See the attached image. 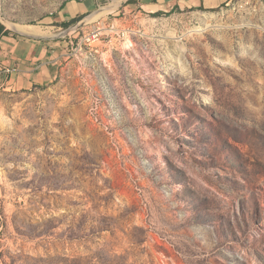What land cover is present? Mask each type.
I'll use <instances>...</instances> for the list:
<instances>
[{
	"label": "rangeland",
	"instance_id": "obj_1",
	"mask_svg": "<svg viewBox=\"0 0 264 264\" xmlns=\"http://www.w3.org/2000/svg\"><path fill=\"white\" fill-rule=\"evenodd\" d=\"M120 1L0 14L53 35ZM99 13L56 79L0 88V264H264V0Z\"/></svg>",
	"mask_w": 264,
	"mask_h": 264
},
{
	"label": "crops",
	"instance_id": "obj_2",
	"mask_svg": "<svg viewBox=\"0 0 264 264\" xmlns=\"http://www.w3.org/2000/svg\"><path fill=\"white\" fill-rule=\"evenodd\" d=\"M225 0H137L142 10L157 13L174 8H211ZM70 7V6H69ZM76 15L81 3H77ZM71 11V10H70ZM58 40H39L10 32L0 38V88L22 91L49 84L58 77L67 49Z\"/></svg>",
	"mask_w": 264,
	"mask_h": 264
},
{
	"label": "water",
	"instance_id": "obj_3",
	"mask_svg": "<svg viewBox=\"0 0 264 264\" xmlns=\"http://www.w3.org/2000/svg\"><path fill=\"white\" fill-rule=\"evenodd\" d=\"M129 1L130 0H121L117 4L106 6V7H112L114 9L117 6H124V5L128 4ZM92 16H93V14H90L89 16H87V18L85 20L78 21V22L70 25L65 30H63L61 32H58L56 34H53V35L33 34V33L24 32V31L18 30L14 26L15 23H13L10 20L6 19L1 14H0V21L2 23H4V24H7L8 26H10L11 28L15 29L16 31H18L21 35H24V36L29 37V38L39 39V40H58V39H62V38H65V37L69 36L73 31L81 28L86 22H88L91 19Z\"/></svg>",
	"mask_w": 264,
	"mask_h": 264
},
{
	"label": "built area",
	"instance_id": "obj_4",
	"mask_svg": "<svg viewBox=\"0 0 264 264\" xmlns=\"http://www.w3.org/2000/svg\"><path fill=\"white\" fill-rule=\"evenodd\" d=\"M102 40V30L100 27L94 28L92 31L85 33L82 38V43L89 47L90 50L98 51V44L96 42H101Z\"/></svg>",
	"mask_w": 264,
	"mask_h": 264
},
{
	"label": "bare ground",
	"instance_id": "obj_5",
	"mask_svg": "<svg viewBox=\"0 0 264 264\" xmlns=\"http://www.w3.org/2000/svg\"><path fill=\"white\" fill-rule=\"evenodd\" d=\"M105 9H113L112 7H104L102 10H100V11H103V10H105ZM99 11V12H100ZM99 12H97V13H95V14H93V16L91 17V18H94L95 16L97 17L98 15H100V14H102V13H99ZM68 13V12H67ZM15 26V28L16 29H18V30H21V31H24V32H29V33H33V34H41V31H36V30H32V31H28V30H25V29H23V26L24 25H22V26H19V25H17V24H15L14 25ZM200 29V27H193L191 30H189V32H191V31H193V30H199Z\"/></svg>",
	"mask_w": 264,
	"mask_h": 264
},
{
	"label": "trees",
	"instance_id": "obj_6",
	"mask_svg": "<svg viewBox=\"0 0 264 264\" xmlns=\"http://www.w3.org/2000/svg\"><path fill=\"white\" fill-rule=\"evenodd\" d=\"M137 0H130L128 4H131V3H135ZM154 14H157V13H154ZM10 32H12L11 30H9L5 24H3L2 22H0V38L3 36V35H8Z\"/></svg>",
	"mask_w": 264,
	"mask_h": 264
}]
</instances>
